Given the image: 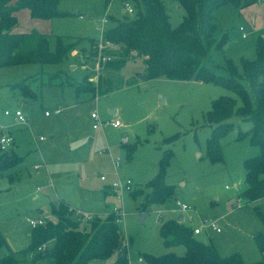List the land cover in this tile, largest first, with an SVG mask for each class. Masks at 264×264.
Masks as SVG:
<instances>
[{
    "label": "rangeland",
    "instance_id": "obj_1",
    "mask_svg": "<svg viewBox=\"0 0 264 264\" xmlns=\"http://www.w3.org/2000/svg\"><path fill=\"white\" fill-rule=\"evenodd\" d=\"M165 3L170 24L175 28L186 12L176 0H165ZM236 7L229 3L219 9L215 22L218 37L228 32L230 41L225 46V55L242 73L243 60L256 58V36L238 15ZM59 9L68 15L48 20L42 27L49 35L51 49L55 48L57 37L68 42L83 40L82 46H88L91 38L97 44L93 49L76 48L58 65L0 68V127L5 129L15 122L11 130L25 156L21 161L15 153L13 160L17 163L0 171V234L4 239L0 258L13 252L20 264H31L24 262L22 254L32 244V228L27 218L45 217L47 221H55L51 203L63 199L84 212L103 215L112 213L114 208H124L126 216L119 227L127 247L129 237L133 238L128 247L127 264H148L145 254L159 256L172 251L184 255L183 246L165 248L160 235L162 223L181 215L190 228L200 227L201 218L219 220L220 232L208 227L195 236L212 243L222 257L239 254L248 264L264 260L254 239L255 234L264 233L258 212L264 215V200L238 199L245 188L244 161L260 154L259 147L253 146L249 137L238 140L239 133L248 131L252 123L232 118L235 127L220 140L224 163L213 164L207 156V140L215 125L206 116L213 101L229 96L240 106L241 99L212 83L175 81L166 76L147 78L145 64L139 57L128 59L120 70L107 67V61L102 58L117 59L120 48L103 44L102 32L134 14L125 12L124 0H61ZM104 18H107L106 24H103ZM241 26L250 28L247 39L238 30ZM209 67L221 73L212 65ZM82 70L87 73L86 82L95 87V94L77 97L75 88L68 83L81 82ZM58 71H62L67 84H43L49 75ZM27 78L39 98L26 99L25 106L20 91L14 86ZM242 83L249 89L248 80L243 79ZM102 85L110 91L99 94L97 90ZM56 108H61V114L44 115L45 111L53 112ZM17 109L26 116V126L18 125L13 115H5V110L13 113ZM93 112L103 122L120 120L122 127L94 130L93 124L97 122L91 118ZM0 132L5 131L0 129ZM124 138H127L126 144ZM132 147L134 150L130 153ZM168 149L172 150L173 158L167 168L166 182L175 186V195L164 205L142 211L139 206L144 196H138L139 190L148 191L146 184L158 174L163 152ZM118 158L120 166L116 168ZM36 165L40 168L36 169ZM103 176L105 181L101 179ZM118 180H131V191L137 196L130 195L131 191L121 195L111 188ZM237 200L244 204L240 206ZM177 202L186 204L190 210L182 211ZM144 213L148 215L141 222L139 219ZM116 260L112 256L91 260L89 264H114Z\"/></svg>",
    "mask_w": 264,
    "mask_h": 264
},
{
    "label": "trees",
    "instance_id": "obj_2",
    "mask_svg": "<svg viewBox=\"0 0 264 264\" xmlns=\"http://www.w3.org/2000/svg\"><path fill=\"white\" fill-rule=\"evenodd\" d=\"M60 1L0 0V68L29 64L58 65L82 46L83 40L68 42L57 37L55 48L51 49L49 35L37 30L26 33L16 31L19 25L16 13L23 9H27L33 19L50 20L68 15V12L59 9ZM176 1L184 8L186 15L173 28L165 0H124L133 3L135 12L102 32L103 44L120 48L119 57L107 61L106 66L120 70L128 59L139 57L145 64L147 78L166 76L175 81L212 83L235 93L241 99L240 106L235 99L221 96L213 101L212 109L206 116L207 121L215 125L207 140V156L213 164L224 163L220 140L235 127L232 118L250 121L251 128L241 131L238 140L249 137L250 143L259 147L260 154L244 161L245 188L238 199L243 198L247 202L264 200V37H256V58L243 60V72L239 73L233 60L225 55L224 47L230 41L228 32L218 37L215 22V13L229 3L245 8L260 0ZM96 44L95 39L88 40V46L92 49ZM88 46L82 48L87 49ZM61 73L58 71L49 75L43 84H67ZM243 79L248 80L249 89L243 85ZM100 81L102 84L101 78ZM28 82L29 78L14 87L23 98L37 100L39 95ZM68 85L75 88L77 97L95 94V87L86 82V77L81 82H70ZM107 91L110 88L103 85L97 90L99 94ZM133 150L134 147L129 148L130 153ZM14 156L12 150L0 154V171L17 163L13 160ZM172 158L171 149L164 151L158 174L146 184L148 191L139 190L138 196H144L140 210L148 212L152 206L164 205L173 199L175 186L166 182L167 168ZM130 195L137 196L134 191ZM50 208L55 221L48 220L46 225L32 228V244L22 251L24 262L89 264L94 259L105 260L115 256L117 260L114 264L128 263V247L133 238L129 237L127 247L125 235L113 211L108 215L95 214L91 221L81 223L62 200L58 204L52 203ZM258 212L264 225V215ZM160 235L165 248L183 246L185 253L178 255L171 251L159 256L145 254L148 264H248L239 254L222 257L212 243L200 241L193 229L178 219L162 223ZM254 239L264 254V233L255 234ZM3 244L4 239L0 234V247ZM0 264H20V260L11 252L0 258ZM249 264H264V260Z\"/></svg>",
    "mask_w": 264,
    "mask_h": 264
},
{
    "label": "built area",
    "instance_id": "obj_3",
    "mask_svg": "<svg viewBox=\"0 0 264 264\" xmlns=\"http://www.w3.org/2000/svg\"><path fill=\"white\" fill-rule=\"evenodd\" d=\"M124 4H125V12H127L129 14H133L134 13L133 6L129 2H124ZM106 23H107V18H104L103 19V24H106ZM240 31L243 33V35H242L243 38H246L247 37L246 29L244 27H240ZM102 59L105 62L110 60V58H106V57H104ZM102 59H100L99 62H101ZM94 80L97 81L98 78L95 76L94 77ZM61 111H62L61 108H57L54 111V114H57L58 115V114L61 113ZM13 113H14L15 118L17 119V121L20 124H27V118L25 117V115L23 114V112L21 110H16ZM11 114L12 113L9 110H7L5 112V115H11ZM50 114L51 113L49 111H46L45 112V115L46 116H49ZM91 118L94 121L97 122V123H94L93 124V129H99V128H103L105 126H110V127L114 128V129H117V128H120L122 126V123H121L120 120H112V121H107V122L101 121V119L99 117V114L97 112H93L91 114ZM123 143L124 144L127 143V138H124L123 139ZM12 144H13V138H12V136L9 133L0 132V151H1V153H3V152L5 153V152L11 150ZM119 160L120 159L118 158L115 161V167L116 168H118L120 166ZM36 168H40V166H37ZM101 179L103 181L106 180V178L104 176ZM111 187L115 191L120 192L121 195H122V194H124V193L129 192V191L132 190V181L131 180H127V181L123 182L121 180H118V181H115L113 184H111ZM237 201H238L239 205L241 206L242 205V201H239V200H237ZM177 204L181 205L182 211H184V212L190 210V207L187 206L186 204H181L180 202H177ZM72 212L74 213V217L76 218V220L77 221H80L81 223L89 222V221H91L94 218V215H92V214H85V213H82L79 210H72ZM113 213L116 216V222L118 224L126 216V212L124 211V208H122V207L114 208ZM189 221L192 222L193 219L192 218H189ZM200 221H201V224L202 225L200 227L193 228L194 235L202 234V232L205 229H207L208 227H212V228L216 229L218 232H220L219 222H218L219 220H217V221H208L207 219L201 218ZM27 222L29 223V225H30L31 228H36V227H39V226L46 225L47 220H46V218H36L35 219V218L28 217L27 218ZM42 249H44V248H42ZM140 260L143 261V259H140Z\"/></svg>",
    "mask_w": 264,
    "mask_h": 264
},
{
    "label": "crops",
    "instance_id": "obj_4",
    "mask_svg": "<svg viewBox=\"0 0 264 264\" xmlns=\"http://www.w3.org/2000/svg\"><path fill=\"white\" fill-rule=\"evenodd\" d=\"M238 10V15L243 18V20L247 23V26L250 27L252 29V32H253V35H255L256 37L258 35L264 37V1L260 0L258 1L257 3L253 4V5H250L248 7H245V8H242L241 6H237L236 7ZM221 9V8H220ZM219 11V10H218ZM122 12H124V10H122ZM216 14V13H215ZM16 16L19 20V25L18 27L16 28V31L17 32H22V33H26V32H30L32 30H37L43 34H46V31H43L42 27H43V23H46L48 22V20H41V19H33L31 18L30 16V12L27 10V9H23V10H20L16 13ZM25 19L22 20V19ZM51 20V19H50ZM243 27V26H241ZM250 28H246V32H247V37L246 38H242L243 39H247L248 38V35H249V32H250ZM240 31V28L238 29ZM241 32V31H240ZM243 35V33H242ZM225 48L224 47V51H225ZM83 69V68H82ZM87 73L85 72V70H82V80L86 77ZM263 82H264V78H263ZM201 84V82H200ZM95 98V97H94ZM22 101L26 102V98H23ZM25 106L28 105V103L26 102V104H24ZM57 109V108H56ZM55 109V110H56ZM17 110H21V109H17ZM53 112H50L51 114L49 116H46L45 115V112H44V115L46 117H51L52 113ZM7 110H5L6 112ZM16 111V110H15ZM62 112V111H61ZM24 114V113H23ZM61 114V113H60ZM11 115L14 116V113H12ZM26 117V116H25ZM15 118V116H14ZM117 120V119H116ZM15 121L18 125H24L26 126L25 124H20L17 119L15 118ZM112 121V120H111ZM15 124V122L13 124H11L10 126H7L5 129L4 128H1L0 129H3L5 132L4 133H12V138H13V144H12V147H11V150L16 153V155L18 157H21V161L25 158V156L23 155L22 152H20L19 150V144L15 138V136L13 135V131L11 130L12 127H14L13 125ZM122 127V126H121ZM118 129V128H117ZM94 130H97V129H94ZM37 167V165L35 166V168ZM38 169V168H36ZM111 187V185H110ZM112 188V187H111ZM37 190H40V187L37 188ZM35 198V197H34ZM64 201L63 199H58L56 201H52V203H55V202H59V201ZM51 203V204H52ZM66 203V202H65ZM70 209L72 210H79L81 211L82 213H85V214H92V215H95V214H101V213H92V212H84L82 209L80 208H75L74 206L72 207L69 203H66ZM243 205V204H242ZM183 216V215H182ZM180 217V216H179ZM45 218V217H43ZM183 220H184V216H183ZM183 222V221H182ZM193 229V228H192ZM200 235V234H199Z\"/></svg>",
    "mask_w": 264,
    "mask_h": 264
},
{
    "label": "water",
    "instance_id": "obj_5",
    "mask_svg": "<svg viewBox=\"0 0 264 264\" xmlns=\"http://www.w3.org/2000/svg\"><path fill=\"white\" fill-rule=\"evenodd\" d=\"M147 213H144V214H142L141 216H140V221L141 222H143L144 220H145V218L147 217ZM178 220L180 221V222H182L183 221V216L181 215L179 218H178Z\"/></svg>",
    "mask_w": 264,
    "mask_h": 264
}]
</instances>
